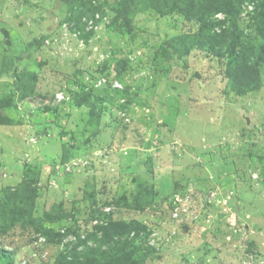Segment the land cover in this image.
Listing matches in <instances>:
<instances>
[{
    "label": "rangeland",
    "instance_id": "rangeland-1",
    "mask_svg": "<svg viewBox=\"0 0 264 264\" xmlns=\"http://www.w3.org/2000/svg\"><path fill=\"white\" fill-rule=\"evenodd\" d=\"M172 1L0 0V264H264V0Z\"/></svg>",
    "mask_w": 264,
    "mask_h": 264
},
{
    "label": "trees",
    "instance_id": "trees-1",
    "mask_svg": "<svg viewBox=\"0 0 264 264\" xmlns=\"http://www.w3.org/2000/svg\"><path fill=\"white\" fill-rule=\"evenodd\" d=\"M179 0H173L170 7L173 8L174 6L177 5ZM231 22L232 24H235V21L232 20V19H227V22ZM225 22V21H224ZM204 28V27H203ZM28 52L27 51H24V52H21L20 53V56H25L27 55ZM3 119L0 117V122L3 123L2 121ZM42 227H40L39 229H41ZM42 231V234L45 236L46 240L48 241H59L61 240L64 236H66L67 233H69L68 229L67 231L65 230L64 232L62 231H52L51 229H41ZM137 237V236H136ZM80 242L82 244H85L86 243V239H79ZM134 243L135 244H138L137 243V238H134L132 239V245L134 246ZM79 244V243H78ZM100 248H96V247H91L88 249V253L90 255H93L94 258H92V260H89V264H112L113 262H115L116 259H118L119 256H121L123 254V250H120V251H112L110 247H108L107 249H105L104 251H101L99 252ZM0 252H1V255L6 259L8 260L9 262L11 261L12 262V259H11V255L8 254V252L4 249V248H0ZM65 256L64 255H60L58 257V261L56 264H60L62 259H64Z\"/></svg>",
    "mask_w": 264,
    "mask_h": 264
},
{
    "label": "built area",
    "instance_id": "built-area-1",
    "mask_svg": "<svg viewBox=\"0 0 264 264\" xmlns=\"http://www.w3.org/2000/svg\"><path fill=\"white\" fill-rule=\"evenodd\" d=\"M61 231L64 232L65 229H61ZM66 236H67V237H70V240H69L70 242L75 243V241H76L75 236H76V235L71 234V236H70V235H66ZM73 236H74V237H73ZM72 237H73L74 239H72Z\"/></svg>",
    "mask_w": 264,
    "mask_h": 264
}]
</instances>
